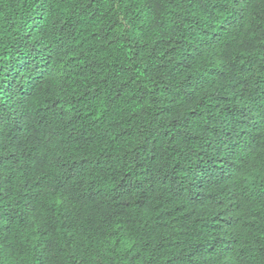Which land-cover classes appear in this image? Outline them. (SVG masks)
<instances>
[{
    "label": "clouds",
    "instance_id": "clouds-1",
    "mask_svg": "<svg viewBox=\"0 0 264 264\" xmlns=\"http://www.w3.org/2000/svg\"><path fill=\"white\" fill-rule=\"evenodd\" d=\"M0 264H264V0H0Z\"/></svg>",
    "mask_w": 264,
    "mask_h": 264
},
{
    "label": "trees",
    "instance_id": "trees-1",
    "mask_svg": "<svg viewBox=\"0 0 264 264\" xmlns=\"http://www.w3.org/2000/svg\"><path fill=\"white\" fill-rule=\"evenodd\" d=\"M76 42L80 43L79 40H77ZM25 66H26V62L21 63L19 65L20 68H23ZM230 167H231V165H228L226 162L224 165H219V164H214L212 160L206 158L205 160L201 161L196 166L195 171L197 173H203V177L206 179L208 176L213 175V174H224L225 172H227V170ZM181 191H182V189H181Z\"/></svg>",
    "mask_w": 264,
    "mask_h": 264
}]
</instances>
